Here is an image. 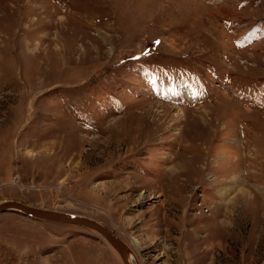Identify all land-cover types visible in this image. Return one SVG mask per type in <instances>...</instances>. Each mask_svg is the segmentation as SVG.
I'll return each mask as SVG.
<instances>
[{"label": "rangeland", "instance_id": "1", "mask_svg": "<svg viewBox=\"0 0 264 264\" xmlns=\"http://www.w3.org/2000/svg\"><path fill=\"white\" fill-rule=\"evenodd\" d=\"M5 200L140 264H264V0H0ZM0 264L123 262L7 211Z\"/></svg>", "mask_w": 264, "mask_h": 264}, {"label": "water", "instance_id": "2", "mask_svg": "<svg viewBox=\"0 0 264 264\" xmlns=\"http://www.w3.org/2000/svg\"><path fill=\"white\" fill-rule=\"evenodd\" d=\"M7 211H17L36 220L76 224L93 230L117 251L123 264H132L129 260V254L134 255L131 247L107 226L93 218L77 213L38 207L17 200L0 202V214Z\"/></svg>", "mask_w": 264, "mask_h": 264}, {"label": "bare ground", "instance_id": "3", "mask_svg": "<svg viewBox=\"0 0 264 264\" xmlns=\"http://www.w3.org/2000/svg\"><path fill=\"white\" fill-rule=\"evenodd\" d=\"M191 93H192V92L187 91V95H188V94H191ZM181 114H182V113H181ZM228 191H229V188H228V187H223V188L220 189V193H221V194H225V193L228 192ZM133 242L136 244V246L138 245V241H137V240H134ZM129 260H130V262H131L132 264H140V263H139V260L136 258L135 255L129 254Z\"/></svg>", "mask_w": 264, "mask_h": 264}]
</instances>
